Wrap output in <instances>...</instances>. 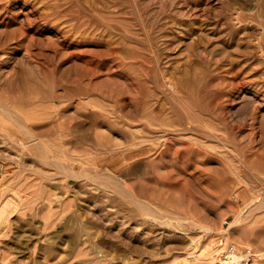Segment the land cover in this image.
I'll return each mask as SVG.
<instances>
[{"label":"rangeland","instance_id":"1","mask_svg":"<svg viewBox=\"0 0 264 264\" xmlns=\"http://www.w3.org/2000/svg\"><path fill=\"white\" fill-rule=\"evenodd\" d=\"M261 102L264 0H0V264H264Z\"/></svg>","mask_w":264,"mask_h":264},{"label":"built area","instance_id":"2","mask_svg":"<svg viewBox=\"0 0 264 264\" xmlns=\"http://www.w3.org/2000/svg\"><path fill=\"white\" fill-rule=\"evenodd\" d=\"M4 169V166L2 163H0V174L2 173ZM222 246H224L225 244H223V242L221 243ZM225 253H228L227 257L231 256V255H242V258L240 260V263L242 261L241 264H249L255 257V254L253 253V251L251 249H245L243 252L239 253V251L237 250L236 246H227ZM228 259V258H227Z\"/></svg>","mask_w":264,"mask_h":264},{"label":"bare ground","instance_id":"3","mask_svg":"<svg viewBox=\"0 0 264 264\" xmlns=\"http://www.w3.org/2000/svg\"><path fill=\"white\" fill-rule=\"evenodd\" d=\"M260 44V43H259ZM262 46V45H261ZM260 46V47H261ZM261 49V48H260ZM262 50V49H261ZM261 103H263V102H261ZM264 104V103H263ZM257 106V105H256ZM5 204V203H4ZM3 204V205H4ZM3 208V209H2ZM1 209H0V219L3 217V215H4V213L6 212V209H7V206H3ZM7 225V224H6ZM5 225V226H6ZM3 230H5V229H3ZM199 243V242H198ZM197 243V244H198ZM243 248V247H242ZM213 254H212V252H211V256H212ZM216 256V255H215ZM213 257V256H212ZM230 257V260H232V261H228V262H226L227 264H240V260H241V258H242V255H240V256H238V255H231V256H229ZM233 258V259H232ZM222 263V262H221Z\"/></svg>","mask_w":264,"mask_h":264}]
</instances>
